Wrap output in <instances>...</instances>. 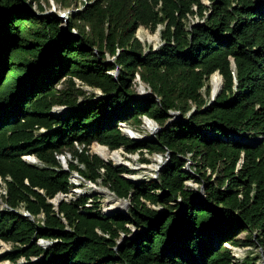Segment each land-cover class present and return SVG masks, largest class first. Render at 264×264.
Returning <instances> with one entry per match:
<instances>
[{
  "label": "trees",
  "instance_id": "1",
  "mask_svg": "<svg viewBox=\"0 0 264 264\" xmlns=\"http://www.w3.org/2000/svg\"><path fill=\"white\" fill-rule=\"evenodd\" d=\"M50 1L80 2L0 0V242L12 245L0 263L239 264L232 248L264 253V0H85L67 22L47 14ZM141 28L162 45L142 43ZM215 74L224 86L212 99ZM145 120L160 127L155 139L120 129ZM94 144L167 162L135 184ZM74 174L129 201L127 214L105 215L88 196L56 208Z\"/></svg>",
  "mask_w": 264,
  "mask_h": 264
},
{
  "label": "rangeland",
  "instance_id": "2",
  "mask_svg": "<svg viewBox=\"0 0 264 264\" xmlns=\"http://www.w3.org/2000/svg\"><path fill=\"white\" fill-rule=\"evenodd\" d=\"M85 0H80L79 4L77 6H72L70 8L64 9V10H60L58 11L56 4L54 3V1H50V7L51 10L47 13V14H56L58 15V17H60L62 20H64L65 22L68 21L69 17L71 14L73 13H77L79 11H82L84 6ZM44 7L47 9V5H44ZM31 12L34 13L35 15H38V9L37 6H34L33 8L29 7ZM192 22L196 23L197 19H191ZM76 34V32H74ZM159 32L157 33H152L150 30L141 28L139 29L138 33H137V38L144 43L145 45L153 48V49H158L161 45V38L160 35H158ZM112 61V60H110ZM117 75V73H115ZM221 77V76H220ZM212 79L213 77L210 79V81L207 83V87L209 88V90L211 91V98L213 99L212 93H213V88H212ZM222 79V77H221ZM81 84L78 83V86H80ZM224 86V81L222 79V87L221 89L217 92V95L220 94V92L222 91ZM62 87H59V89H61ZM139 93L140 95L145 96L146 94H151V92L149 90H147L145 88L144 85L140 84L139 86ZM144 89V90H143ZM84 90L87 92V96H91L92 94H97V95H101L100 91H94L92 89H89L87 87H84ZM203 93H205V90L203 91ZM85 99H81L80 100V104H84ZM65 109L64 108H56L55 109V113L60 114V112H64ZM173 120H171V122L176 121L177 119H179V114L177 113H173L172 114ZM150 123V124H149ZM151 125H153L155 128H160L156 123L149 121V120H145L143 127H141L140 129H132L129 127H122L123 131L126 132V130H132L133 132H135L136 134L140 135L138 139V141H142L144 139H150L152 138V130L154 129V127H152ZM129 137V136H128ZM140 139V140H139ZM97 144H94L90 150V153L92 155H97L99 156L95 151H94V147ZM121 159L119 161L114 159H111V155L107 158V159H103V161H109L111 160L114 164H118V165H126L129 166L133 171L134 174L133 175H129V177H135L137 179V181L134 183L135 184H139L142 183L144 181H149L151 179H157L158 175H159V171L161 170V168L165 165V163L167 162V157L164 155H157V154H153L150 155L148 153H145V156H141L138 154H128L125 152L124 149H121ZM120 151V150H119ZM109 153L112 154V152L109 150ZM143 158H146L147 160H149V162L147 164H144L142 162ZM67 160V165L68 163H70L71 161V157L67 156L66 157ZM190 165V163H189ZM189 169V168H188ZM76 177V174L73 176L72 178V182L74 183V189H72V198H80L83 196H88L91 199H93L94 197L99 199V202L102 205V211L104 214H108L110 212V203H109V198L108 196H111L113 198L116 199V197L107 189L102 185V182H99L98 185H93L90 183H86L83 186H81L83 184V180H80ZM188 187L194 188L195 190L200 189V185H198L197 183H195L193 180L189 181L187 183ZM5 190V185L3 182H0V191L4 192ZM2 194V200L4 199V195ZM108 195V196H107ZM66 198L61 199L60 202L65 201ZM118 201V199H116ZM127 203L120 211L121 213H126L129 210L130 207V202L129 201H124L122 200L121 203ZM55 204H59L58 202ZM2 206L0 205V210H1ZM108 211V213L106 212ZM110 214V213H109ZM245 239V235L241 236V241H244ZM39 244H41V246L43 247H47L49 246V244H46L45 242H40ZM234 249V248H233ZM12 251V245L10 244H6L4 242H0V260L2 258H4L8 253H10ZM235 256L236 258L239 260V264H264V253L263 250L257 247H242V248H235ZM248 261V262H247ZM23 262V260H22ZM21 262V263H22ZM0 264H10V262L5 261V262H1Z\"/></svg>",
  "mask_w": 264,
  "mask_h": 264
},
{
  "label": "bare ground",
  "instance_id": "3",
  "mask_svg": "<svg viewBox=\"0 0 264 264\" xmlns=\"http://www.w3.org/2000/svg\"><path fill=\"white\" fill-rule=\"evenodd\" d=\"M221 87H222V79H221L219 74H215L213 76V79H212L213 92L217 93L221 89ZM151 126L154 127L153 125H151ZM127 133L130 137H133L136 139L139 138V136H140V135L136 134L135 132H133L132 130H128ZM94 151L103 159H107L110 155H111V159H114V161L115 160L119 161L121 159L120 153H115L112 155L109 153V151L107 149L100 147L98 145H96L94 147ZM130 178L135 182L137 181V179L135 177H130ZM108 198H109V203H110V212H109L110 214H112L113 212H118L124 207V204L121 203L119 200L117 201L115 198H113L111 196H108ZM58 201H61V197L57 198L56 202H58ZM106 212L108 213V211H106Z\"/></svg>",
  "mask_w": 264,
  "mask_h": 264
},
{
  "label": "built area",
  "instance_id": "4",
  "mask_svg": "<svg viewBox=\"0 0 264 264\" xmlns=\"http://www.w3.org/2000/svg\"><path fill=\"white\" fill-rule=\"evenodd\" d=\"M122 127H124V125H121V131L123 132V133H125L124 131H123V128ZM126 132H127V130H126ZM126 134V133H125ZM79 148V147H78ZM121 152H122V150H120V151H118V153H120L121 154ZM68 157L70 156V155H67ZM71 157V156H70ZM59 158V160H61V162H62V164H63V161H66L67 162V160H66V157H64V156H60V157H58ZM25 161H27L28 163H31V164H35V165H37L38 164V161L35 159V158H33V157H26L25 158ZM64 167V166H63ZM65 169V168H64ZM75 175V174H74ZM73 175V176H74ZM73 176L71 177V183L74 185V183L72 182V178H73ZM76 177L78 178V179H80V180H82L80 177H79V175L78 174H76ZM76 177H74V178H76ZM0 182H3L2 180H0ZM4 183V182H3ZM5 185V184H4ZM72 192L73 191H71L68 195H63V194H61L62 195V197H61V199H63V198H66V200H65V202H68V203H70V202H75L77 199L76 198H72V196H73V194H72ZM1 193H3V195H4V197L7 195V191H6V185H5V190H4V192H1L0 191V205L2 206V208H1V210H7L8 209V207H7V205H5L4 204V202H3V200H2V194ZM57 198H59L58 196L53 200V201H51L50 203L51 204H55V203H57L56 202V200H57ZM58 202H60V201H58ZM64 202V201H63ZM53 204V205H54ZM55 206V205H54ZM89 206V205H88ZM24 216H26V217H29V214H27V213H24ZM41 218H42V216H41ZM46 243V242H45ZM46 244H49V243H46ZM233 249V248H232ZM233 251L235 252V248L233 249Z\"/></svg>",
  "mask_w": 264,
  "mask_h": 264
},
{
  "label": "water",
  "instance_id": "5",
  "mask_svg": "<svg viewBox=\"0 0 264 264\" xmlns=\"http://www.w3.org/2000/svg\"><path fill=\"white\" fill-rule=\"evenodd\" d=\"M158 35H160V33H158ZM223 79V78H222ZM144 90V89H143ZM146 95H148V94H146ZM212 96H213V99H215L218 95H217V93H215V92H213L212 93ZM159 131H161V129L160 128H155L154 127V129L152 130V138L153 139H155L156 138V135H157V133L159 132ZM126 133V135L127 136H129L128 135V133L127 132H125ZM130 137V136H129ZM132 140H137L138 141V139H136V138H133V137H130ZM98 146H100V147H103V148H105V149H107L108 151H109V148L108 147H105V146H101V145H99V144H97ZM115 153H118V151H115V152H112V155L113 154H115ZM102 158V157H101ZM107 162V161H106ZM63 166H64V168H65V170L66 171H68V165H67V162L66 161H63ZM127 180H129V181H131V182H134L129 176H127V175H125L124 176ZM58 197H62V195H58ZM117 199V198H116ZM120 202H122V200H120V199H118ZM63 202V201H62ZM62 202H58L59 204H54L55 205V207L56 208H58L59 207V205L62 203ZM124 204V206L127 204L126 202L125 203H123ZM115 213H118V212H113L112 214H105V215H113V214H115Z\"/></svg>",
  "mask_w": 264,
  "mask_h": 264
}]
</instances>
